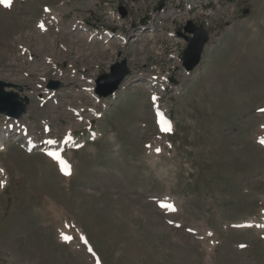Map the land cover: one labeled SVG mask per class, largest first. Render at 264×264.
Returning a JSON list of instances; mask_svg holds the SVG:
<instances>
[{"label":"rangeland","instance_id":"1","mask_svg":"<svg viewBox=\"0 0 264 264\" xmlns=\"http://www.w3.org/2000/svg\"><path fill=\"white\" fill-rule=\"evenodd\" d=\"M191 2L0 6V81L29 101L18 121L35 140L77 142L59 150L69 174L24 139L0 147V264H264V0ZM184 18L210 34L189 74ZM118 53L130 74L96 101L86 89ZM49 81L63 86L47 92Z\"/></svg>","mask_w":264,"mask_h":264},{"label":"water","instance_id":"2","mask_svg":"<svg viewBox=\"0 0 264 264\" xmlns=\"http://www.w3.org/2000/svg\"><path fill=\"white\" fill-rule=\"evenodd\" d=\"M120 12L124 15V11L120 8ZM177 37L186 41V47L180 56L182 66L185 71H191L201 60L204 46L209 39L208 31L203 25H197L192 21H187L181 31L176 32ZM121 55L117 54V58ZM130 74L125 58L116 60L110 66L107 73L101 74L95 80V94L101 97H108L115 92L124 78ZM63 85L60 82L49 81L47 89L57 90ZM5 88H15L21 91V88L15 85L0 81V115L18 119L26 111L28 99L20 97L18 93L6 91Z\"/></svg>","mask_w":264,"mask_h":264},{"label":"bare ground","instance_id":"3","mask_svg":"<svg viewBox=\"0 0 264 264\" xmlns=\"http://www.w3.org/2000/svg\"><path fill=\"white\" fill-rule=\"evenodd\" d=\"M13 1V0H12ZM12 4V3H11ZM0 6L1 8H7L8 6H5L3 3H0ZM48 11H49V8H48ZM47 11V12H48ZM53 12V11H52ZM55 12V11H54ZM57 15V14H56ZM51 19V18H50ZM59 19V18H58ZM57 20V19H56ZM45 21V20H44ZM41 23H43L42 21H40ZM76 24V23H75ZM44 25V29H46L47 27H45V24L43 23ZM77 26V24H76ZM82 29L83 27H75V29ZM43 29V30H44ZM97 35L96 32L92 33L91 36H95ZM108 34H106L107 36ZM147 88H149L150 86H146ZM92 85H90L86 90L89 91L92 95V97L98 101V99L95 97L94 94H92ZM80 109V108H79ZM84 111V109H76L74 110V114L75 115H82L81 113ZM95 113V110L92 109V114ZM22 119V118H21ZM173 130V128H172ZM26 132V125L24 123H22L21 121H13L12 119H7L6 122H5V125L3 124L1 127H0V146L1 145H4L7 141H13V142H17L19 139H25V140H28V139H31V142L35 143V146L37 147L39 144L40 145H43L42 143L38 142V140H35L34 137L29 133H25ZM71 132L68 131L67 133H64V134H70ZM172 133V131H171ZM17 135V137H16ZM31 136V137H30ZM44 139H47V141L49 140H54V139H51V138H44ZM259 139H262V137H259ZM64 140V139H63ZM56 141V140H54ZM62 143V142H61ZM56 143H54L55 145ZM63 144H65V142H63ZM65 146V145H64ZM152 151H154V148L152 147L150 151H148V154L151 153ZM34 150L31 152L33 153ZM30 153V154H31ZM161 201H166V202H169L168 199H159ZM158 202V201H157ZM170 204V203H169ZM249 223L247 222V225ZM68 231H71V227L69 226L68 223H66V225L62 226L61 227V230L59 231V236L61 237V239L63 240L62 238V234L63 235H66L68 236ZM71 235V234H69ZM69 237V236H68Z\"/></svg>","mask_w":264,"mask_h":264},{"label":"snow or ice","instance_id":"4","mask_svg":"<svg viewBox=\"0 0 264 264\" xmlns=\"http://www.w3.org/2000/svg\"><path fill=\"white\" fill-rule=\"evenodd\" d=\"M0 3H3L5 6H8V5L10 4V0H0ZM45 10L47 11L48 9H45ZM40 27H43V25H40ZM153 99L155 100V97H154ZM260 111L264 112V109H260ZM164 123L166 124L167 122H164ZM164 130H165V131H168V130H170V129L166 127ZM260 142H261L262 144H264V139H262ZM48 143L52 144V143H56V141H51V140H50V141H48ZM157 151H159V149H157ZM48 155L51 156L52 158L58 160V161L60 162L61 166H62V171H64L65 174H69V173H68V167H69V166L67 165V163H66L65 161H63V160L60 158V155H59L58 152L51 151V152L48 153ZM0 186H2V185H0ZM161 206H162V207H166V208H172V205L167 204V203H162ZM62 238H63L65 241H69V240L72 239L71 237H68V236L63 235V234H62ZM82 239H83V238H82ZM242 247H243V246H242ZM89 251L91 252V249H89Z\"/></svg>","mask_w":264,"mask_h":264}]
</instances>
